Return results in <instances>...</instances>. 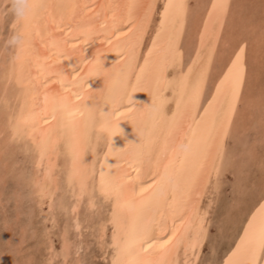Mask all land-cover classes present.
I'll list each match as a JSON object with an SVG mask.
<instances>
[{
  "label": "bare ground",
  "instance_id": "6f19581e",
  "mask_svg": "<svg viewBox=\"0 0 264 264\" xmlns=\"http://www.w3.org/2000/svg\"><path fill=\"white\" fill-rule=\"evenodd\" d=\"M39 1L27 33L28 52L22 62L26 86L21 109L14 112L18 116L10 125L13 135L28 131L40 153L44 180H51L62 148L66 179L77 199L93 192L87 189L93 171V162L85 160L87 151L93 152L99 140H112L116 156L102 184L103 197L111 205L104 220L113 229L111 264L189 263L191 255L193 264L205 228L200 204L210 176L218 177L222 171L221 147L232 93L218 107L169 212L166 202L194 129L216 52L217 26L213 37L203 35L184 78L165 99H172V109L160 103L155 110L152 131L143 145L150 103L162 92L180 33L157 47L145 69L143 89L134 95L133 76L141 71L139 53L156 0H141L133 15H129L132 0H72L68 12L64 8L69 0ZM88 200L91 206L93 197Z\"/></svg>",
  "mask_w": 264,
  "mask_h": 264
},
{
  "label": "rangeland",
  "instance_id": "374dc122",
  "mask_svg": "<svg viewBox=\"0 0 264 264\" xmlns=\"http://www.w3.org/2000/svg\"><path fill=\"white\" fill-rule=\"evenodd\" d=\"M140 1L132 0L129 15ZM25 2L27 14L16 20L9 0H0V264H111L113 229L104 221L111 205L103 197L102 184L117 144L99 140L93 152L87 151L86 162H93L87 189L93 192H84L77 199L66 179L65 151L61 148L56 157L58 169L54 167L50 182L44 180L40 153L30 134L13 135L10 128L23 103L27 33L40 9L39 0ZM71 2L65 3V11L70 10ZM215 26L216 52L166 212L171 210L175 191L189 173L218 107L232 93L221 147L222 171L218 177L212 173L200 204L205 228L193 264H264V0H156L139 53L141 71L133 76L134 95L143 89L141 82L157 47L172 42L177 32L180 40L162 92L151 100L142 144L148 141L160 103L172 109V99H165L184 78L203 35L213 37ZM189 258V263L179 264H190L192 255Z\"/></svg>",
  "mask_w": 264,
  "mask_h": 264
},
{
  "label": "clouds",
  "instance_id": "9594fccd",
  "mask_svg": "<svg viewBox=\"0 0 264 264\" xmlns=\"http://www.w3.org/2000/svg\"><path fill=\"white\" fill-rule=\"evenodd\" d=\"M10 13L16 20H22L25 18L27 12V4L25 0H9Z\"/></svg>",
  "mask_w": 264,
  "mask_h": 264
}]
</instances>
